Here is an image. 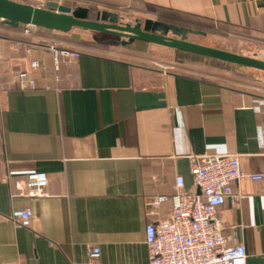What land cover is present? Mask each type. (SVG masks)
Returning <instances> with one entry per match:
<instances>
[{"label": "crops", "instance_id": "obj_1", "mask_svg": "<svg viewBox=\"0 0 264 264\" xmlns=\"http://www.w3.org/2000/svg\"><path fill=\"white\" fill-rule=\"evenodd\" d=\"M51 1L159 22L171 15L240 31L264 48V0ZM37 2L25 4L43 8ZM24 29L0 30V264H84L89 246L101 249L97 264H150L148 204L173 195L179 176L198 193L192 157L231 154L246 173L264 174V97L240 80L99 47L56 69L49 46L79 52L75 33ZM23 73L34 90L18 88ZM32 173L49 176L46 197L19 196ZM234 194L220 209L223 234L245 245L247 264H264V180L245 179ZM26 209L29 228L11 218ZM170 210L163 205L161 217Z\"/></svg>", "mask_w": 264, "mask_h": 264}, {"label": "built area", "instance_id": "obj_2", "mask_svg": "<svg viewBox=\"0 0 264 264\" xmlns=\"http://www.w3.org/2000/svg\"><path fill=\"white\" fill-rule=\"evenodd\" d=\"M38 28L25 26L24 33L31 36ZM56 69L63 58L70 67L80 58L78 51L49 46ZM41 64L33 61L31 68ZM18 88L35 89V80L29 74H19ZM191 175L197 192L185 191L184 178H176V191L173 195H159L148 204L146 216L150 219L146 226V245L150 264H247L248 253L244 244L232 245L223 234L219 219L220 209L227 199L235 198L234 186L250 179L264 180V174L250 175L241 166L235 155L206 153L192 157ZM26 186L21 197L43 198L49 176L32 173L25 177ZM163 205H171L170 213L161 217ZM12 220L23 228H29L33 214L31 210L14 211ZM101 258L98 246H89L87 261L84 264H97Z\"/></svg>", "mask_w": 264, "mask_h": 264}, {"label": "water", "instance_id": "obj_3", "mask_svg": "<svg viewBox=\"0 0 264 264\" xmlns=\"http://www.w3.org/2000/svg\"><path fill=\"white\" fill-rule=\"evenodd\" d=\"M91 10L71 8L50 1L45 8L19 3L18 0H0V24L15 27L33 26L52 32L68 34L74 29L109 34L121 38L123 47L136 41L216 60L231 65L264 72V59L248 57L226 49L199 45L188 40L189 35L207 36L154 20H127L118 13L99 11L90 20ZM212 37V36H210ZM215 38V37H214ZM217 38V37H216Z\"/></svg>", "mask_w": 264, "mask_h": 264}, {"label": "rangeland", "instance_id": "obj_4", "mask_svg": "<svg viewBox=\"0 0 264 264\" xmlns=\"http://www.w3.org/2000/svg\"><path fill=\"white\" fill-rule=\"evenodd\" d=\"M18 1L19 3L21 2L22 4H25L27 2H31L32 0ZM47 1L51 0H43V2L37 3L43 5V8H45ZM169 16L171 17L170 19H173V16ZM122 17H127L126 19L131 22H134L139 18L134 15H123ZM177 19L180 20L179 18ZM189 21L193 24H198L197 21ZM72 32L75 34H72V36L69 37L71 40L78 37L83 44H87L92 47H99L112 52L125 51L128 58L141 59L143 61L148 59V61H154L160 64V66L167 69L169 68V70L172 69L182 72H195L211 78L233 77L234 79L240 80L244 89L264 97V72L241 68L228 63L213 61L155 45H145L142 50H124L121 45L122 40L117 36L84 31L81 29H74ZM223 32H225V38L221 36H218L217 38H214L213 36L204 38L189 35L188 40L199 45L217 49L227 48V50L237 54L248 57L257 56L258 58L264 59V48L262 45L248 40L246 35L240 31H233L235 33H231V35L229 33L232 32L230 29H224Z\"/></svg>", "mask_w": 264, "mask_h": 264}, {"label": "trees", "instance_id": "obj_5", "mask_svg": "<svg viewBox=\"0 0 264 264\" xmlns=\"http://www.w3.org/2000/svg\"><path fill=\"white\" fill-rule=\"evenodd\" d=\"M90 10H91V13H90L89 19L90 20H95L96 19V14H97V12H96L97 9L95 7H91ZM161 22L162 23H166L168 25L176 26V27H179V28H184V29H187L189 31L205 33L207 35V36L192 35V36L204 37V38H209L210 36H213V37L216 38L218 36H221V37L225 38L224 37L225 32H223L222 29L216 28V27H214L212 25H206V24H202V23L193 24L189 20H178V19L177 20L170 19V20H167V21L165 20V21H161ZM22 26L23 25H17L15 27H11V26H5V25H1L0 24V30L2 28L17 29V28H20ZM71 42L75 43V45L79 49V53L80 54H81L80 50H88V49L91 50V49H93L92 46H89L87 44H83V42H81L78 37H75L74 40H71ZM145 45H149V44L141 42V41H136L134 43L128 44L125 47L122 46V48L124 50H142L143 46H145ZM225 49L227 50V48H225ZM190 55H192V54H190ZM194 56H196V55H194ZM198 57H200V56H198ZM209 60H212V59H209ZM213 61H216V60H213ZM241 68H244V67H241Z\"/></svg>", "mask_w": 264, "mask_h": 264}, {"label": "flooded vegetation", "instance_id": "obj_6", "mask_svg": "<svg viewBox=\"0 0 264 264\" xmlns=\"http://www.w3.org/2000/svg\"><path fill=\"white\" fill-rule=\"evenodd\" d=\"M124 22H125V23H129V21H128V20H124ZM120 39H121V38H120Z\"/></svg>", "mask_w": 264, "mask_h": 264}]
</instances>
